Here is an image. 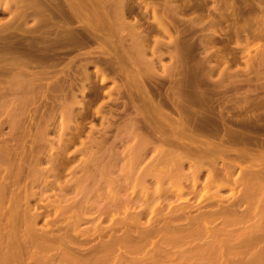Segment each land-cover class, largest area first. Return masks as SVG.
Masks as SVG:
<instances>
[{"label":"rangeland","instance_id":"rangeland-1","mask_svg":"<svg viewBox=\"0 0 264 264\" xmlns=\"http://www.w3.org/2000/svg\"><path fill=\"white\" fill-rule=\"evenodd\" d=\"M202 1L190 0L186 3L202 4L199 5L200 8L206 5L205 11L201 9L202 13L197 11L193 14H185L180 9L179 11L171 9L173 5L181 4L182 0H174L170 3H166L165 0H127L128 5L132 7V12L126 15L124 25L126 30L121 33L124 34L125 39L123 47L126 51L123 52L122 58L126 64V74L118 72L116 65L122 52L121 48L110 49L112 51L100 54L97 49L98 43L95 42L90 48L81 49L80 63L94 62L95 67L89 66L91 79L98 81L103 79L104 87L97 90L92 84L94 88L90 89L88 87L91 83L77 76L76 79L72 78L75 80L73 94L77 96L76 102L61 106L57 93H55L56 96L54 93L50 94L57 99L53 100L54 97L49 95L47 99L42 100L47 102L48 107L44 111L45 120L40 129L42 136L34 138L36 139L34 145L37 144V146L33 148L39 158L38 161L36 156L29 157L25 164L20 161L21 167L16 168L17 165H15L11 171L13 173H9L13 161L10 155L0 151V156H4L3 159L0 157V161L3 160L0 162V264H127V258L130 264H137L138 260L142 259L145 260L143 264H227L228 257L232 256L229 260L234 263L240 256L244 261L252 260L254 264H264V187L260 191L261 187L254 182V187L259 190L257 189L256 194L252 195L251 181L243 179H240L241 182L238 181L241 169H245L251 161H238L242 163L241 169L237 167L230 178L219 179L215 183L207 179L208 165L206 164L202 167L199 176L194 178L192 167L190 168L194 161L189 155H185L188 146L141 144L143 140H140L141 137L139 138L137 134L139 131H133L131 127L126 128L127 120L137 117L136 113L140 108L137 103L133 105L130 102L126 83L135 81L148 99L157 104H161L166 93L171 95L172 85L179 86L184 79L180 72L182 65L178 58L176 59L182 47L177 45L184 43V38L180 37L184 31L182 28L189 25V20L198 18L199 13L202 14L200 15L201 24L192 27L193 34L189 36L190 41H184L189 44L195 43L190 45L192 53L196 52V56L190 54L191 57H196L193 60L199 61L201 57L204 63L202 66L204 68L206 66L209 71L213 70V75L216 76H212L211 79L222 82L216 89L219 90L216 97L224 106V114L242 116L244 112L239 108V104H242L246 89L264 85V21L260 20L264 19V0H246L258 14L255 20L250 18L247 21L255 23V30L250 33L244 26V18L236 13L240 6L238 4H241L239 0H204V3ZM8 17L9 14L0 7V23L6 21ZM196 27H198L197 31ZM137 36L143 39L141 45L137 44ZM140 49H143L142 53L139 52ZM89 50L94 52L87 53ZM101 57L102 63L99 62ZM103 60H107V63ZM105 64H110L111 69H107L105 74L100 72L95 74L98 69L96 66L103 68ZM260 76L263 77L259 78ZM51 81V78L44 80L47 83ZM235 84L240 85V88L237 85L238 89L232 90V85ZM83 85L86 88H83ZM222 90H225V93ZM22 94L23 92L16 94L17 103H15L19 106L16 105L14 111L7 103H0V148L4 147V141L13 126L16 133L12 138L14 139L15 136V143L18 145L20 143L21 150L22 146L26 149L29 146V142H22L24 138L18 135L22 133L20 129L23 128L21 125L23 119L26 115L28 116V111L31 114L37 101L34 103L35 100H30L27 95L23 96L27 97L24 99ZM247 94L251 99L249 107L262 103V106L255 109L254 114H261L264 119V91L257 90ZM234 96L238 98L235 99ZM53 101L57 103L52 104ZM26 106L30 107V110L25 108ZM171 107L168 104L160 106L159 109L161 118L158 120L159 124L156 123L158 126L156 127L165 133H168L171 128H175L173 133L176 130L180 131L176 128L182 129L176 123L180 116ZM145 112L148 117L154 116L151 111ZM8 114L12 116L9 117ZM163 117L167 119V122ZM144 127L149 130L148 126ZM102 138L106 139L104 143L101 141ZM201 139L206 140L204 137ZM224 145L226 146V143ZM225 156L223 154L219 158L225 159L226 162ZM178 159L184 160L182 165L178 163ZM8 161H11L10 164ZM218 161L221 163L219 159ZM258 161L260 160L256 158L252 160L254 162L252 164L256 167L260 166L261 161ZM170 164H173L175 170L170 171V168H173ZM186 174L188 175L185 176ZM234 179L242 185L236 184L237 181ZM247 190L254 199L250 198L247 192L245 193ZM243 193L249 197L245 195L246 203L238 207L239 215H232V217L225 213H218L215 217L200 215L209 213L212 209L214 211L218 207L227 206L233 202L234 198L244 197ZM122 202L129 203L121 205ZM104 205L105 207L108 205L106 208L110 206L113 208L110 207L111 209L107 210ZM182 207H188L185 209V214L188 216L199 215L200 219L205 218L199 220V224L196 223L197 226L194 225L196 227L193 229L191 227L192 231L190 230L189 233H183L184 235L178 238L167 233H159L158 236L146 238V242L139 247L130 244L131 247L128 245L125 249V247L113 245L108 251L106 250L107 253L103 251L100 253L94 248L98 247L101 241L108 240V237L116 233L119 235L126 229L125 233L130 234L129 229H135V225L130 222L131 217L139 210L143 213L139 220L140 225L136 228L144 231L149 227L151 220L157 219L159 223H162L171 216V212L180 211ZM224 215L230 219L224 220L226 219ZM180 223L185 224L186 219ZM110 225L112 228H109ZM99 228H103L105 234L94 232ZM251 239H255V241L252 240L255 243ZM240 241L242 245H246L247 249L243 250L244 246H242L243 251L241 250L240 255V250L236 248L239 251V256L236 257L238 253L234 247H238ZM251 243L255 245L248 248L247 246ZM232 247L233 251L235 250L233 254ZM158 249L159 252H156ZM170 250L173 252H169ZM252 251L255 253L252 254ZM243 253L246 259L242 257ZM185 258L191 263L184 261Z\"/></svg>","mask_w":264,"mask_h":264},{"label":"bare ground","instance_id":"bare-ground-1","mask_svg":"<svg viewBox=\"0 0 264 264\" xmlns=\"http://www.w3.org/2000/svg\"><path fill=\"white\" fill-rule=\"evenodd\" d=\"M170 1L172 2L174 0H165L166 3L167 2L170 3ZM187 1H190V0H182V3L179 4L180 6L179 5H173L171 9L172 10L177 9V11H179V9H180L182 11V13L184 12L185 14L186 13L193 14L197 11H201V9H203V11H205L204 8L206 9V5L204 6V8L203 7L200 8L199 5H202V4L197 5V3H196V5H193L194 4L193 3V4L189 5L186 3ZM239 1L241 2V4L240 3L238 4V5H240L238 8L239 10L237 12L236 11L235 12L244 18V26H246V29H248L249 33H250V31L252 32L255 30V28H254L255 23L253 24V23L247 22V21L250 18L255 20L256 18H258V14L253 9V6H251L249 1H246V0H239ZM202 3H204V0L202 1ZM0 7H2L3 11H5L9 14L8 19L6 21L0 23V84H3L2 86H0V103L1 102L7 103L12 108V110L14 111V109H16L15 108L16 105H18V104H16L17 102L15 100V97L17 96L16 94L21 93V92H23L22 97L24 95L25 96L27 95V97H29L30 100H35V101H33L34 103L37 101L35 107L32 106L34 108L31 110V114L28 111V116L26 115V118L23 119L24 123L22 121V124H21V125H23V128L19 127V128H21L20 132L22 130V133L19 134L18 136L24 138V140H22V142L23 141L29 142V146L27 147V149L24 148V146H22V150H21L20 149V143H19V145H18V143L17 144L15 143L16 142L15 136H14V139L12 138V136L16 133V132L14 133V131H15L14 126L11 128V132L9 133V136L4 141V147L0 148L1 152H5L8 155H10V157H11L10 159H12L13 163H12V165H10L9 173H13L11 171H13L15 165H17L16 168L21 167L20 161H22L21 163L25 164L26 160H28L29 157H35L36 156V151L34 150L33 146L36 147L37 144L34 145V142L36 140L34 138L35 137L37 138L38 136H40V137L42 136V133H41L42 130L40 131V129H41L42 123L45 120L44 119V111L48 107V105L46 106L47 102L42 101V100L47 99L51 93H54V94L57 93V98L59 97V102H60L61 106H63L64 104H70L74 101L76 102L77 96L75 94H73V87H74L73 81H75V80L72 78L75 77V79H76L77 76H80L81 78L83 77L86 81L91 83V86L89 85V87H88L90 89H92V87L94 88V86L92 84H94L96 86L95 89H97V90L102 89L104 87L103 79H101V81L91 79L92 75H91V72L89 70V66L93 65L95 67V63L92 61L80 63L79 59L81 58L82 54L79 51L81 49L90 48L92 46V44L95 42L98 43L97 49H98V53H100V54H105V53H107V51H112L110 49L115 50V49L121 48L120 50L122 52H121V55L119 56L118 61H116V65L118 66V72L126 74V71H127L126 70V64H125L124 58H122L123 52L126 51L123 47V43H124L125 39L123 38L124 34L122 35L121 33L126 30V27L124 26L125 25V18H126V15H128L129 13L132 12V7L128 5L127 0H0ZM199 8H200V10H199ZM235 9H237V7ZM176 13L178 16V12H176ZM201 13H202V11H201ZM213 14H215V13H213ZM200 15H202V14L199 13L198 18H194V19L189 20L190 21L188 23L189 25H187V27L184 26L185 28H182V29H184V31L182 32L180 37L182 39L184 38L185 41H188V40L190 41V39H191L190 35L193 34L192 27L194 28L195 25L201 24L202 19L200 18ZM171 18H172V15H171ZM258 20H257V22H259L260 20L264 21L263 18H261L259 21ZM166 22H168V21H166ZM197 29H198V27H196V31H197ZM167 30H168V28H167ZM137 37H138L137 38V40H138L137 44L141 45L143 42V39L141 38V36H137ZM113 38L115 41L113 40ZM181 38H180V44L182 41ZM184 40H183L184 43H182V45H177V46H182V47L180 48L181 50L178 48L180 50V54H178L179 57H176V59L178 58L177 60L182 65V68H180V67L179 68H180V72H182V74H183L184 79L182 80V83L179 86L172 85V88H171L172 93L170 92L171 90L169 91L171 93V95H169V93H166L165 98L163 100H161L162 101L161 104H157L156 102H151L148 99L147 95L142 91L141 87H139L135 81H133L131 83H126L125 86H126V89L128 92L130 102L133 105L138 104L140 107L138 109V112L136 113L137 117H131L127 120L126 128L131 127V129L133 131H136V132L139 131L137 134H138L139 138L141 137L140 140L141 139L143 140L141 142V144H143V143H146V144L161 143V144H165L164 146H166V144H167V146L172 145V144L176 145V146H185V147L188 146L187 150L185 151V155L186 156L189 155L194 161L193 165H190V168L192 167V175L194 176V178H197L199 176L202 167L206 164V165H208L206 168L207 169L206 170L207 176H208L207 179H209V181L215 183L219 179L221 180V179L227 178V177L230 178V176L232 174H234L233 172H235V169H237V167L239 169L240 164H242V163H239L238 161H244V162L245 161H248V162L251 161L248 163L249 165H246L245 169L240 168L241 173H240V175L238 173V175L240 176V177L238 176L239 177L238 181L241 182L242 180L240 181V179L248 180V181L250 180L251 183L253 184V185L251 184L253 186V188H255L254 187V182H255L257 186L259 185V187H261L260 191H262L263 187H264V185H263L264 184V119L261 117V114H257V113L254 114L255 109L259 106H262L261 105L262 103L259 104L260 103L259 102L255 105H253L252 107H249L248 105H249L251 99L247 96L248 95L247 92L248 93L249 92H255L257 90L258 91L261 90L263 92L264 91V85L255 86V87L251 86L253 88L246 89V91L244 93V99L242 101V104L241 103L239 104V108L242 110V112H244V114L242 116L239 114L238 115H232V114L231 115H225L224 110H223L224 106L221 105L222 102L220 103V101H218V99L216 97L217 96L216 94H218L217 91H219L216 89H218L221 86L222 82L219 80L213 81L211 79L212 76H214L213 72H212L213 70L209 71L208 69H206V66H205V68L202 66V64L204 65V63H203V61H201V57H200V59L198 58L200 63H199V61H197V59H196V61L193 60V58L195 59L196 57H191L190 54L192 53V49H191L192 47L190 45L192 43L193 44H195V43L194 42H192V43L190 42V44L188 42L185 43ZM173 45H175V44H173ZM73 52H75V53L73 55H71V53H73ZM93 52H91L90 50L87 51V53H93ZM139 52L142 53L143 49H140ZM195 53L194 54L192 53V55L196 56ZM223 55H225V54H223ZM261 56H262V54H261ZM83 59H85V57ZM101 59H102V57L99 59V62L102 61ZM107 60H105V61L103 60V61L107 63ZM127 61H128V59H127ZM220 61H221V59H220ZM130 63H128V64H130ZM187 63H189V65ZM186 64L188 66H186ZM130 65H132V64H130ZM110 66H111L110 64H107V65L105 64L103 68L96 66L98 69L95 71V74H97L99 72L101 74H105L107 69H109V70L111 69V68H109ZM207 67H208V65H207ZM116 70H117V68H116ZM247 71H249V68H247ZM141 74H142V72H141ZM148 76H149V74H148ZM143 77H144V75H143ZM146 77H147V75L145 76V78ZM214 77H216V76H214ZM262 77L260 76L259 78H262ZM46 78H51L52 79L51 83L44 82V80ZM180 78H182V77H180ZM152 79H153V77H152ZM164 81H165V79H164ZM177 81H180V80H177ZM165 82H167V80ZM155 83H156V81H155ZM260 83L262 84V81ZM156 84L159 85V83H156ZM174 84H175V81H174ZM161 85L162 84H160V86ZM237 85L236 84L234 86L232 85V90L233 89L237 90L238 86L240 88V85H238V86ZM83 88H86V86L83 85ZM226 88L228 89L229 87H226ZM230 88H231V86H230ZM222 91L224 92L225 90H222ZM50 96L54 97L53 100L56 98L55 97L56 94H55V96L53 94ZM27 97H23V98L26 99ZM38 98H41V99H38ZM233 98H235V96ZM236 98H238V97H236ZM36 99H38V100H36ZM127 100H126V102H127ZM234 101H236V100H234ZM234 101H232V102L234 103ZM43 102H46V103H43ZM54 102H56V101H53L52 104ZM168 104H170L175 109V111H177V113L180 116L178 118L179 121H177L176 123L178 125H180V127H182V129L176 128V129L180 130L178 132L176 130V132L173 133V130L175 129L174 127H173L174 129L171 128V130H169L168 133H165L164 131L157 128L158 126L156 125V123H158L159 118H161L160 117L161 113L159 112L160 106H162V105L167 106ZM263 105H264V103H263ZM10 107H9V109H10ZM145 107H146V109H145ZM172 107H171V109H173ZM25 108H27V106ZM29 108H27V109H29ZM168 108H170V107H168ZM146 110L151 111V113L154 114V116L148 117L146 115V112H145ZM46 112H45V114H46ZM225 113H227V111ZM8 116H9V114H8ZM11 116H9V117H11ZM46 117L47 116H45V118ZM163 118L166 119L165 117H163ZM165 121L167 122V119ZM163 125H164V123L162 124V126ZM166 125H168V124H166ZM169 125H171L170 122H169ZM144 126H148L149 130H146V127H144ZM31 129L33 131H31ZM201 137L202 138L204 137L206 140H202ZM210 137L213 139H211ZM1 141H3V140H1ZM101 141H103V143H104L106 141V139L104 138V140H103V138H102ZM17 142H19V141H17ZM224 143H226V146L224 145ZM146 144H144V145L146 146ZM144 145H142V146H144ZM38 146H39V142H38ZM161 146H163V145H161ZM38 151H39V149H38ZM183 152H184V149H183ZM223 154L226 155L225 156V158L227 159L226 162L224 161L225 159L219 158V156L223 155ZM0 157H2V159H3L4 156H0ZM256 158H258L261 161V163H260L261 165L257 166V167L254 166V164H252V163H254V162H252V160H254ZM168 159H169V157H168ZM218 159L221 161V163H219ZM38 160H39V158L36 156V161H38ZM181 160H182V155H181ZM181 160H179V159L177 160V161H179L178 163L180 165H182L183 161H184V160L183 161H181ZM2 161H0V162H2ZM164 161H166V160H164ZM260 161H258V162H260ZM10 162L11 161H8L9 164H10ZM175 163H177L176 159H175ZM173 164H174V162H173ZM173 164H170L171 167L173 166ZM256 164H259V163H256ZM170 165H168V166H170ZM169 168L170 167H168V169ZM166 169H167V166H166ZM171 169H174V166H173V168H170V171H171ZM177 169H178V167H177ZM176 171L178 172V170H176ZM183 172H184V170H183ZM177 174L178 173H176V175ZM187 175L188 174H186L185 176H187ZM220 177H222V178H220ZM235 179H237V178H235ZM235 181H237V180H235ZM238 181L236 182V184L239 183ZM30 182H31V180H30ZM241 185H242V183L240 184V186ZM251 185H248V186L250 187ZM234 186H232V187H234ZM6 187H7V185H6ZM2 188L4 189V186H2ZM253 188L250 187V189H252V191L254 190ZM257 189L255 188L256 191L254 190L253 191L254 193L250 190L251 194L252 195L256 194L255 192H257L259 190V189L258 190ZM1 191H4V190H1ZM248 191L249 190L245 191V193L246 192L248 193ZM1 193L3 194V192H1ZM262 194H263V192H262ZM243 195H244V193H243ZM245 195H247V194H245ZM245 195H244V197L240 196V198H236V199L234 198L232 200L233 202L232 203L229 202L230 204H228L227 206L221 205L222 207H220V208L218 207L219 209L217 208V210L213 211V209H212V211H209V213H206V214L201 213L200 215H202V216L204 215L206 217L207 216L215 217L216 215H218V213H225V214H227V216H231V217H232V215H239L240 209L238 210V207L241 206L242 204H244ZM4 196H5V194H4ZM249 196H250V194H249ZM248 197H246V198L250 199L252 196H250V198H248ZM2 198H4L3 195H2ZM252 199H254V198L252 197ZM251 200H249V202ZM128 203L129 202H122L121 205L122 204H128ZM121 205L119 207H121ZM104 207H105V205H104ZM109 208H106V209L109 210ZM111 208H113V207H111ZM185 209H188V207H182L180 209V211L175 210V211L171 212V216H168L162 223L161 222L159 223V221L157 219L151 220L148 224L149 227L144 231L141 229L138 230L136 228V227H138V225H140L139 220H140V217L143 213L142 210H139V212L135 213L131 217L130 222H132V224L135 225V229H133V228L129 229L130 234L125 233L127 230L126 229L125 232H123V233L121 231V234L119 233V235H116L117 234L116 233L115 235L108 237V240L105 239V241H101V239H100V241H101L100 244H98V247H94V248H96V251H99V252L103 251V252L107 253L108 249L111 248L113 245H119V247H125V249L130 244L133 245L134 247H136V246L139 247V246H141L142 243L146 242V238H148L149 236H158L159 233H162V234L167 233V234H170L171 236H173L175 238H178L181 235H184L183 233H185V234L189 233L191 230V227L193 229V227L197 226L196 223L199 224L198 223L199 220L205 219L203 217H201L202 219H200L199 215L198 216L197 215L196 216H192V215L188 216L185 214V212H186ZM249 209H247L248 212H250ZM243 210H245V209H243ZM3 212H5V211H3ZM103 212H104V210H103ZM202 212H206V211H202ZM220 216H221V214H220ZM224 217H226V216L224 215ZM181 219H182V221H183V219H186V223L181 224L180 223V222H182V221H180ZM228 219H230V218H228ZM228 219L226 217V219H224V220L228 221ZM122 221H124V220H122ZM129 224H131V223H129ZM194 225H196V226H194ZM117 227H119V226H117ZM109 228H112L111 225L109 226ZM96 231L98 232V234H100L101 232L103 233L104 229L99 228V229L95 230L94 232H96ZM10 233H12V232H10ZM43 233H45V232L43 231ZM102 233H101V235H102ZM103 234H105V233H103ZM45 235H46V233H45ZM49 235H50V233H49ZM51 235L53 236V234H51ZM94 235H95V233H94ZM260 237H262V236H260ZM101 238H103V237H101ZM252 240L253 239H251V241ZM249 241H248V243H249ZM253 241H255V239ZM240 242H239V246L234 247V248L235 249L238 248L240 250V255H241L242 254L241 253L242 246H244V244L242 245V241H240ZM248 243H246V244H248ZM253 243H255V242H253ZM251 244L249 245L250 247L249 246H247V247L251 248L252 246L255 245V244H252V245ZM131 245H130V247H131ZM235 246H237V244ZM159 247H160V245L158 246V248ZM244 247H243V250L244 249L246 250L247 248L246 247L244 248ZM183 249H182V251L185 253V251ZM187 249H188V247H187ZM229 249H231V247ZM238 249H236V253H238V254H236V257H237V255L239 256V251H237ZM16 251H17V249H16ZM188 251L189 250H187V252ZM190 251H192V250L190 249ZM234 251H233V247H232L231 253L233 254ZM156 252H159V249H158V251L156 250ZM169 252H171V250ZM226 253H227V251H226ZM254 253H255V251L254 252L252 251V254H254ZM227 254H229V252ZM243 255H244V253H243ZM243 255H242V257H244L246 259V256L245 255L243 256ZM227 257H228V255H227ZM227 257L224 256V258H227ZM232 257H228V258L232 259ZM236 257H234V258L236 259ZM248 258H250V257H248ZM114 259H117V258H114ZM147 259H149V258H147ZM229 259L227 260V264H254V262L252 260L244 261L243 258L242 259L240 258V256L237 257L238 260L236 259L237 261H235V263H234V261L229 260ZM144 261H145L144 259H142L140 261L138 260L137 264L138 263L143 264ZM151 261H152V259H151ZM184 261H189V260H186V258H185ZM115 262H118V261H115ZM156 262H157V260H156ZM126 263L127 264L131 263L128 258H127ZM204 263H205V260H204ZM183 264H185V263H183Z\"/></svg>","mask_w":264,"mask_h":264}]
</instances>
